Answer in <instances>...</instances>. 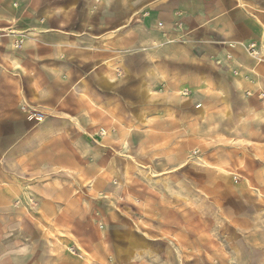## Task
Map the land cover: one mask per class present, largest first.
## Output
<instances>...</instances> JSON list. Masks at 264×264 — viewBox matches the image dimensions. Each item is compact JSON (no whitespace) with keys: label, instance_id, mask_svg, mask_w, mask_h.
<instances>
[{"label":"rangeland","instance_id":"rangeland-1","mask_svg":"<svg viewBox=\"0 0 264 264\" xmlns=\"http://www.w3.org/2000/svg\"><path fill=\"white\" fill-rule=\"evenodd\" d=\"M153 1H0V235L31 264H264V0H225L257 26L213 55Z\"/></svg>","mask_w":264,"mask_h":264},{"label":"crops","instance_id":"crops-1","mask_svg":"<svg viewBox=\"0 0 264 264\" xmlns=\"http://www.w3.org/2000/svg\"><path fill=\"white\" fill-rule=\"evenodd\" d=\"M3 1V0H0ZM10 1H15V0H8V3L10 4ZM229 2V0H227ZM233 1V0H230ZM156 0L152 2V4H155ZM195 3V4H194ZM7 4V10H10V6ZM254 5V4H253ZM237 8H240L239 4H235V1L231 4L226 5L225 0H187L184 9L190 13V18H189V29H187V34L189 38V42L192 43V47H197L201 49H206L208 54H217L220 52H223L222 46L226 48L222 43L227 42V41H240L241 39L245 38V35L241 33V30L243 29L245 33H250L249 30L244 28V23L243 26H240L238 22H243V18H247L249 23H253L254 26H257L256 23L250 19L249 16L245 14L243 10H237ZM264 10V9H262ZM40 15L44 12H41L39 9ZM243 13V15H241ZM246 13H249L246 11ZM254 18L256 20H259L261 24L263 25L262 27H255L254 29H263L264 32V13H257V15L253 14ZM127 25L126 24H121L120 26L117 27V29H126ZM246 29V30H245ZM250 29V28H248ZM212 39V40H210ZM207 40H210L211 43L205 44ZM48 46L51 45L49 42H43L40 45H33L31 43H28L26 47L23 48V53L28 54L29 51H35V50H43L45 51V47H39V46ZM54 45V44H53ZM233 53H235L239 59L241 58L242 60H247L248 56L245 55V53L241 50L238 49H231ZM26 58L24 59H15L11 58L12 64L17 67V66H22L25 68L26 67H33L29 63H27ZM40 62L44 61L45 59H39ZM10 61V60H9ZM10 61V62H11ZM21 61V62H20ZM201 59H199L198 64H201ZM26 66V67H25ZM22 68V67H21ZM31 72L28 74L20 69H17L16 74L17 76L20 77V79L26 82H31V86L33 84V93L37 92L36 90L38 87H41L43 84L47 83L48 81H52L53 79L51 78H58L57 75L54 73H41L40 75H37V72L32 70L31 68L29 69ZM32 70V71H31ZM37 70V68H36ZM46 74V75H44ZM28 75V77L26 76ZM33 75V77H32ZM30 76V77H29ZM60 80V79H59ZM17 81V79H16ZM46 86H44L43 89ZM49 87V86H47ZM45 94H48V91L45 92ZM88 100L90 101V97L88 95ZM91 103H93L91 101ZM6 113L9 114L11 113V110L9 108H6ZM18 186V185H17ZM12 189L13 192H16V187L15 186H10L8 190ZM1 190V187H0ZM3 190V189H2ZM7 220V221H4ZM5 222L7 223V226L9 227L10 225L12 227L15 226L12 224V220L9 219H2L0 217V225H4ZM21 225V223H19ZM9 231L8 228L7 230L2 231L3 235H0V264H21L17 261V259L22 258L23 262L26 261V258H29V261L24 264H31V259L32 255H26L24 252H30L31 250L28 249V247L25 245L23 249H17L20 247V245L24 244L25 242H22L20 239H17V237L21 236H13L12 238L9 236ZM9 234V235H8ZM23 239L26 237L25 232H23ZM25 241V240H24ZM29 250V251H27ZM40 254V253H39ZM39 257H44L43 254L39 255Z\"/></svg>","mask_w":264,"mask_h":264},{"label":"built area","instance_id":"built-area-1","mask_svg":"<svg viewBox=\"0 0 264 264\" xmlns=\"http://www.w3.org/2000/svg\"><path fill=\"white\" fill-rule=\"evenodd\" d=\"M18 43H19V42H17V44H16L15 46H19L20 44L18 45Z\"/></svg>","mask_w":264,"mask_h":264}]
</instances>
